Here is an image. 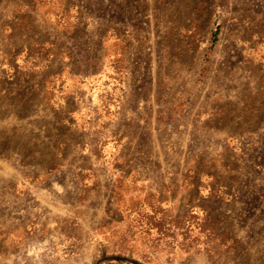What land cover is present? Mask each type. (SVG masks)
<instances>
[{
    "label": "rangeland",
    "instance_id": "rangeland-1",
    "mask_svg": "<svg viewBox=\"0 0 264 264\" xmlns=\"http://www.w3.org/2000/svg\"><path fill=\"white\" fill-rule=\"evenodd\" d=\"M0 264H264V0H0Z\"/></svg>",
    "mask_w": 264,
    "mask_h": 264
},
{
    "label": "trees",
    "instance_id": "trees-1",
    "mask_svg": "<svg viewBox=\"0 0 264 264\" xmlns=\"http://www.w3.org/2000/svg\"><path fill=\"white\" fill-rule=\"evenodd\" d=\"M215 34H217V33H215ZM215 34H214V36H215Z\"/></svg>",
    "mask_w": 264,
    "mask_h": 264
}]
</instances>
